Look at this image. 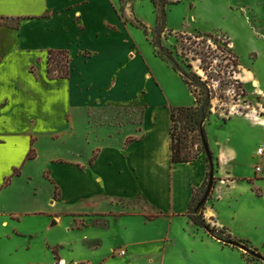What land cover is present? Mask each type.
Masks as SVG:
<instances>
[{
    "label": "crops",
    "instance_id": "1",
    "mask_svg": "<svg viewBox=\"0 0 264 264\" xmlns=\"http://www.w3.org/2000/svg\"><path fill=\"white\" fill-rule=\"evenodd\" d=\"M120 5L119 0H0V20L7 23L0 26V242L4 243L0 256L27 253L34 249L33 242H44V250L38 253L42 258H27L26 264H54L57 258L109 264L121 252L114 247L116 240H122L117 226L124 230L125 257L129 247L134 257L141 255L151 262L154 250L145 254L139 246L168 244L173 231L180 241L181 232L186 230L192 242H215L204 239L188 215L195 193L208 181V161L203 156L195 162L171 165L174 106L164 78L142 52L132 49L135 42ZM9 21L16 22V27H10ZM51 50L69 53L71 72L67 79H49ZM138 104L142 107L140 123L128 122L118 128L119 134L127 125L133 128L119 147L101 144L98 139L94 160L67 159L54 154L51 147L43 148L47 142L74 133L83 120L89 127L90 119L106 107ZM231 122L247 127L250 136L257 129L264 131V126L245 119ZM102 127L117 125L100 123L97 128ZM207 141L216 162L208 219L229 232L233 220L215 211V202L255 199L256 186L246 183L250 175L237 172L240 153L232 142L209 136ZM263 145L264 132L256 149ZM36 167H40L38 171ZM37 181L48 185V206H44ZM18 186L34 191L22 199L20 208L12 205ZM122 200L150 207L130 212L119 206ZM60 205L61 211L47 218L52 213L47 212L48 207ZM93 214L99 215L97 222L92 221ZM80 215L87 225L99 228H91L83 240L75 236L71 242L54 240L51 229L57 223L53 219L62 222L63 216L70 218L74 228ZM34 219L47 220L34 223L37 228H33ZM132 223L158 230V234L137 240L131 233ZM38 230L43 233L42 241L34 239ZM104 244L113 245L98 257V248ZM125 263L130 264L128 260Z\"/></svg>",
    "mask_w": 264,
    "mask_h": 264
},
{
    "label": "rangeland",
    "instance_id": "2",
    "mask_svg": "<svg viewBox=\"0 0 264 264\" xmlns=\"http://www.w3.org/2000/svg\"><path fill=\"white\" fill-rule=\"evenodd\" d=\"M180 1L178 4L169 5L165 8V20L159 25V14L151 0H119L121 4L119 9L124 17L127 18L129 29L131 30L130 37L135 42V48L132 49L138 54L142 52L148 58L154 71L164 78L173 108H187L195 105V99L178 71V67L187 69L183 59L178 54L180 50L178 39L180 40L183 36L186 39L192 38L191 40H186L187 45L191 44L190 48L198 52L203 49L207 52L209 45H215L214 43L204 44L202 39L195 37L198 33L203 35L218 34L223 36V38L225 35L231 39L230 42L232 44H230V47L223 46V49L232 48L239 56L241 61L240 70L231 75L233 70L229 68L228 73L225 75L222 69L226 65V61H224V56L226 55L223 50H220L217 56L221 58L218 61L210 60L217 57L207 59L208 62L213 63L209 71L212 79L209 82L212 85L219 86L220 80L239 81L240 84L233 82L232 86H243L246 92L243 95V89L241 88L239 90L240 95H237L234 87L231 90L225 89V91L218 92L219 94H224L226 99L214 102V114L207 124L206 134L207 139L209 136L213 140L230 141L232 145L237 147L240 153L237 172L239 174L245 172L250 175L251 181L246 179L248 181L246 183L251 187L253 185L256 186L253 191L257 198L243 197L239 202L234 201L231 203L226 201L223 203L215 202L214 210L233 220L231 227L228 226L230 231L227 232L225 229H219L213 220L208 219L210 215L208 209L212 200V195H210L200 211V216L205 220L207 228L199 227L195 230H202L204 239L208 237L215 242H207L206 240L203 242H192L189 232L186 230L181 232V239H184L181 242L182 240L180 241L174 237L175 231H173L172 242L168 244L159 242L139 246V249L144 251L145 254L151 252L152 249L154 250L156 256L153 262L147 260L148 258H140L141 255H138L137 258L134 257L132 255L133 248L128 247L126 257L121 254L113 256L115 259L109 264H126L125 261L127 260L130 264H264V161L255 152L256 144L262 141L264 131L257 129L253 134L254 136H250L247 127H243L236 122L229 123L230 120L239 118L264 126V0ZM9 23L10 27H16V22L9 21ZM5 24L7 23L0 20V26ZM214 48H217L216 45ZM208 52L210 53L211 50ZM187 56L192 58L194 54H188ZM193 65V71L198 72L199 61L194 62ZM200 74L206 78L201 71ZM141 111L142 107L140 104L136 107L135 105L133 107L131 105H111L106 107L101 115L92 117L89 127L83 120L81 126H76L74 133L63 135L57 141L47 142L48 145L45 146V143L43 148L51 147L54 154L61 155L67 159L80 157L81 160L87 161L97 155V151L93 152V150L98 139L101 144L119 147L125 134L130 133L133 128L127 125V129L120 134L118 133V128L128 122L139 124ZM223 119L227 120V124L223 123ZM100 123L117 125V127L97 128ZM177 126L179 128L177 131L184 127L189 151L193 155L200 154L199 157L204 156L207 160L206 154L202 152V147L200 146L199 148L198 146L199 141H193V138L197 137L188 129L186 120L183 123H178ZM111 133H114L113 138L108 141ZM104 139L105 141H103ZM214 164L216 167L215 158ZM259 165L263 167V171L257 173L256 167ZM38 168L40 167L34 169L38 171ZM241 179L239 178L240 181ZM37 184H40L44 206H48L46 199L48 197L46 194L48 185L45 186L43 182L39 183L38 181ZM207 186L208 181L202 190L196 192L197 200L194 206L198 205L204 197ZM32 191V188L26 187L22 189V186H18L14 192L15 196L12 205L20 208L22 199H27V197L33 195ZM56 194V198H58V191ZM118 204L120 207L127 208L130 212L136 213L140 212L141 209L146 210L147 207H150L147 203L138 201L126 202L122 200ZM104 206L105 204L101 205V207ZM61 208L62 205L56 209L48 207L47 212L50 210L52 213H48L47 218L51 214H55V212H60ZM236 212L237 215H235ZM91 216H94L91 218L92 221L97 222L99 215L93 214ZM77 217H79L76 219L78 226L74 228L70 227V218L63 216L62 222L53 219L54 223H57L53 224L51 229L54 240L71 242L70 238L73 239L74 236L77 240H83L85 233L89 232L91 228H95V231L99 228L96 224L87 225L85 223L86 218H82L84 216L80 215ZM46 220L34 219L32 227H36L34 223ZM83 225L86 226L82 228ZM130 225L134 227L131 233L135 235L137 240L147 239L152 233L153 235L158 234V230H148L141 223H132ZM117 228L121 230L122 240H116L114 247L115 251L120 252L126 245L124 243L125 234L121 227L117 226ZM67 230H72V233H68ZM41 234L43 233L38 230L34 239L42 241ZM228 240L237 241L247 247L248 251L228 245ZM33 244L35 247L30 252L22 251L0 256V264H26L27 258L40 256L38 253L44 250V242H33ZM3 245L4 243L0 242V247ZM112 245L104 244L99 246L98 257L105 255Z\"/></svg>",
    "mask_w": 264,
    "mask_h": 264
},
{
    "label": "trees",
    "instance_id": "3",
    "mask_svg": "<svg viewBox=\"0 0 264 264\" xmlns=\"http://www.w3.org/2000/svg\"><path fill=\"white\" fill-rule=\"evenodd\" d=\"M158 15V23L161 25L164 22L165 18V8L169 5H175L180 3V0L172 1V0H151ZM124 18V15H122ZM127 20H125V23ZM197 39H202L203 43L209 45L208 43H214L217 48H214L215 45H209L208 51L211 50L209 53L208 51L205 52L203 49L201 52H198L197 50H193L190 48L191 44L187 45L186 40H191L192 38L186 39L184 36L181 37V39H178L179 43V56L183 59V62L186 64L187 69H183L181 67H178V71L180 72L185 84L187 85L188 89L191 91V93L194 96L195 99V105L193 107H177L172 108L171 110V165H177V164H184V163H191L197 161L200 157L198 154H192L188 149V142H187V136L184 131V127H181L180 130L177 131L178 123H183V121L186 120V124L188 125V129L191 131V133H194L197 138H193V141L198 140L199 141V148L202 147L203 151V140L202 135L204 134L207 138L206 134V127L208 122L210 121L211 117L214 114V102L215 101H224L226 99V96L224 94H219V91H225L231 90L232 87H234V90H236L237 95L239 94V90L243 86H232L234 83H239V81H233V80H220L219 86L212 85L209 80L212 79L209 71L211 67L213 66L212 62H208V58L211 57H217V58H211L210 60L214 59L215 61H218L220 58L217 56L218 52L220 50L224 51V61H226L225 67H223L222 70H224V73H228L229 68H232L233 72H231V75L237 72V70H240L241 67V61L239 56L233 51L232 48H227L226 50L223 49L224 47H230V44H232L231 39L226 37L224 35L220 36L218 34H207L203 35L201 33H198L195 36ZM226 38L228 39L226 41ZM200 43V44H203ZM219 45V46H218ZM220 47V48H219ZM194 54L192 58H189L187 55ZM190 61V62H189ZM200 63V66L198 67V72L193 71V63L198 62ZM71 59L69 56V53L64 50H51L49 52L48 57V77L51 80L54 79H67L70 76L71 67H70ZM208 64V65H207ZM178 66V65H177ZM200 71L206 76L204 78ZM245 89L242 90V94L244 95ZM224 124L227 123L226 119L222 120ZM211 150V149H210ZM211 154L213 155L212 151ZM96 157L93 158V160ZM92 160V161H93ZM208 161V160H207ZM209 167V173H208V180H209V174H210V164L208 162ZM203 189V188H202ZM197 197L196 193L194 195V198L192 200V203L190 205V209L188 212L189 217L193 221V223L201 228H207L205 224V220L200 216V210L197 211V206H194L196 203ZM222 240V239H221Z\"/></svg>",
    "mask_w": 264,
    "mask_h": 264
},
{
    "label": "water",
    "instance_id": "4",
    "mask_svg": "<svg viewBox=\"0 0 264 264\" xmlns=\"http://www.w3.org/2000/svg\"><path fill=\"white\" fill-rule=\"evenodd\" d=\"M202 140H203V146H204L205 154H206L207 160L210 164L211 170H210V174H209V180H208V186H207L206 193H205L204 197L202 198V200L199 202V204L197 206V211L200 210L206 204V202L208 201L210 195L212 194V191H213L214 186H215L214 158H213V155L211 154L209 143H208L207 138L205 137L204 134L202 135ZM227 244L234 246V247H239L241 249L248 251L247 247L243 246L242 244L238 243L237 241L228 240Z\"/></svg>",
    "mask_w": 264,
    "mask_h": 264
},
{
    "label": "built area",
    "instance_id": "5",
    "mask_svg": "<svg viewBox=\"0 0 264 264\" xmlns=\"http://www.w3.org/2000/svg\"><path fill=\"white\" fill-rule=\"evenodd\" d=\"M256 155L261 159V160H263L264 161V145L263 146H261V147H259L258 149H257V151H256ZM263 171V167L262 166H257L256 167V172L257 173H260V172H262ZM120 254L121 255H124L125 254V251L123 250V251H121L120 252ZM54 264H91L90 262H86V261H82V262H70V261H68V260H66V259H64V258H57L56 260H55V262H54Z\"/></svg>",
    "mask_w": 264,
    "mask_h": 264
}]
</instances>
